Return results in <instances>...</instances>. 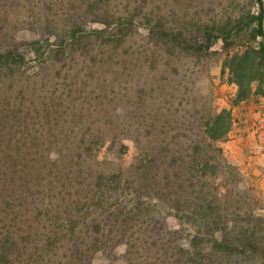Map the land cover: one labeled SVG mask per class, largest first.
<instances>
[{
	"label": "rangeland",
	"instance_id": "374dc122",
	"mask_svg": "<svg viewBox=\"0 0 264 264\" xmlns=\"http://www.w3.org/2000/svg\"><path fill=\"white\" fill-rule=\"evenodd\" d=\"M114 1L119 12L136 17L126 41L115 47L94 38L65 46L58 54L50 52L57 34L47 23L64 35L74 19L96 17L93 0H0L3 47L22 36L44 35L37 45L40 52H27L14 71L0 76V166L2 157L5 163L19 159L28 164L15 180L26 186L34 177L32 182L45 184L41 191H48L47 197L49 192L75 191L73 184L97 171L109 176L135 157L148 155L168 164L176 161L174 169L186 174L199 175L204 169L210 182L206 190L222 204L264 215V95L237 103V85L223 74L221 55L199 59L181 54L170 44L155 43L143 24L144 9L154 6L177 23L193 25L240 10L250 0ZM140 3L145 8L137 12ZM223 109L231 110V129L210 143L206 123ZM2 116H7L5 130L13 138L9 149L2 148ZM92 137L98 141L88 153L83 146ZM197 150L200 161L209 159L214 165H196V158L191 166ZM126 175L133 173L124 171ZM144 198L157 204L148 213L172 227L186 226L184 237L189 236L192 226L184 224L182 212L161 210L165 202L155 194ZM51 200L67 206L63 198L54 195ZM125 250V244L100 250L95 262L125 264Z\"/></svg>",
	"mask_w": 264,
	"mask_h": 264
},
{
	"label": "trees",
	"instance_id": "16d2710c",
	"mask_svg": "<svg viewBox=\"0 0 264 264\" xmlns=\"http://www.w3.org/2000/svg\"><path fill=\"white\" fill-rule=\"evenodd\" d=\"M93 2L96 17L88 19L85 14L74 19L64 35L53 22L47 23L57 34L50 52L59 54L65 46L82 45L94 38L117 47L131 36L134 13L119 12L114 0ZM141 8H145L142 3L137 12ZM147 11L144 9L143 24L155 43L170 44L179 53L199 59L222 56L223 74L237 85V103L264 95V0H250L240 10L193 25L177 23L159 6ZM88 22L99 25L88 26ZM41 37L22 36L4 47L0 42V76L14 71L27 52H40ZM6 118L2 116V148L9 149L13 138L5 130L9 126ZM231 125V110L212 115L206 123L210 143L223 138ZM97 141L90 138L83 150L91 152ZM198 153L192 155L195 160H199ZM195 160L191 166L198 162ZM175 162L137 156L126 169L120 166L109 176L97 171L84 183L73 184L77 190L49 192L46 197L48 191H41L46 190L45 184L32 182L34 177H28L26 186L15 180L28 164L19 159L5 163L2 157L0 264H98L95 255L100 250H113L121 244L126 248L125 264H264V215L231 210L211 189L206 190L210 182L204 169L199 175L186 174L174 169ZM211 163L214 165L206 159L196 165L205 168ZM124 171L133 176L124 177ZM146 193L165 202L161 210L182 212L184 224L192 226L189 236L184 237L186 226L172 227L148 213L157 204L144 198ZM54 195L67 206L50 201ZM141 218L142 224H135ZM147 218L150 221L144 224Z\"/></svg>",
	"mask_w": 264,
	"mask_h": 264
}]
</instances>
